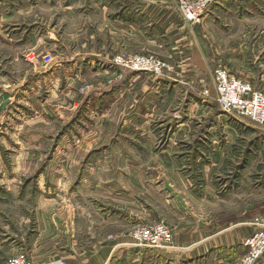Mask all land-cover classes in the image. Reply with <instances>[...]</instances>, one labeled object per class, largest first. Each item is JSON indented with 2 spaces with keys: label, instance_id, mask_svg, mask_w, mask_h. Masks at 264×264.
<instances>
[{
  "label": "rangeland",
  "instance_id": "1",
  "mask_svg": "<svg viewBox=\"0 0 264 264\" xmlns=\"http://www.w3.org/2000/svg\"><path fill=\"white\" fill-rule=\"evenodd\" d=\"M89 4L0 0V264L20 255L71 264L117 231L136 242L143 226L164 224L173 243L179 222L213 228L263 218L264 135L220 109L189 112L185 95L153 80L164 72L115 66L117 55L136 53L106 62L105 30L91 51ZM212 7L227 24L264 33V0ZM140 56L172 70L160 55ZM222 60L216 66L228 68ZM208 132L209 142L198 141Z\"/></svg>",
  "mask_w": 264,
  "mask_h": 264
},
{
  "label": "crops",
  "instance_id": "2",
  "mask_svg": "<svg viewBox=\"0 0 264 264\" xmlns=\"http://www.w3.org/2000/svg\"><path fill=\"white\" fill-rule=\"evenodd\" d=\"M89 1L91 11L83 17L89 19L84 25H90L91 51L94 44L100 43V37L105 38L102 34L99 36L98 31L105 30L106 46L113 51V55H106V62L110 63L118 52L123 51L136 55H160L172 70L153 76V80L165 88H173V95H185L189 112L195 105L214 113L222 110L213 76L217 60L221 63L224 59L233 75L264 91V33L256 30L255 24H227L213 7L201 22H188L183 18L178 0L156 3L142 0ZM227 27L231 31L229 34L223 32ZM238 30L242 33H233ZM255 32L256 37H252ZM176 109L180 111L174 116L182 119L183 109ZM239 121L240 126L264 135V130L250 121ZM188 122L186 119L177 122L173 140L182 136ZM205 135L208 137L200 136L198 141L205 142L211 137L209 132ZM126 232L117 231L118 235L109 241L94 242L89 249L81 250L71 264H237L244 253L243 244L254 228L251 222L213 228L179 222L172 229L173 243L167 250L141 247L132 236L125 235ZM256 264H264V256Z\"/></svg>",
  "mask_w": 264,
  "mask_h": 264
},
{
  "label": "built area",
  "instance_id": "3",
  "mask_svg": "<svg viewBox=\"0 0 264 264\" xmlns=\"http://www.w3.org/2000/svg\"><path fill=\"white\" fill-rule=\"evenodd\" d=\"M142 1L156 3L160 0ZM215 2L216 0H179V6L186 21L199 22ZM114 64L134 72L162 74L168 69L167 64L154 56L121 54L115 57ZM213 76L221 109L264 130V92L239 79L223 65L214 70ZM251 226L254 232L244 242L246 253L239 264H256L264 256V217H257ZM133 237L137 245L144 248L168 249L172 243L171 230L164 224L140 227ZM10 264L29 263L25 255H20L12 258Z\"/></svg>",
  "mask_w": 264,
  "mask_h": 264
}]
</instances>
